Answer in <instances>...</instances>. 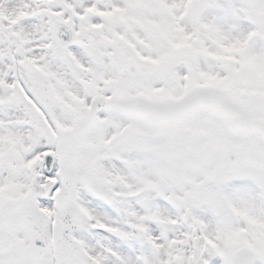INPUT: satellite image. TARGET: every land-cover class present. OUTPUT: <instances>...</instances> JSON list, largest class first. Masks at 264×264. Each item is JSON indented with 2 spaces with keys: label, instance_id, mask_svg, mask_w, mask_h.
<instances>
[{
  "label": "snow or ice",
  "instance_id": "obj_1",
  "mask_svg": "<svg viewBox=\"0 0 264 264\" xmlns=\"http://www.w3.org/2000/svg\"><path fill=\"white\" fill-rule=\"evenodd\" d=\"M0 264H264V0H0Z\"/></svg>",
  "mask_w": 264,
  "mask_h": 264
}]
</instances>
